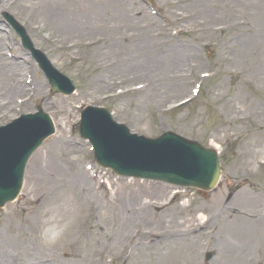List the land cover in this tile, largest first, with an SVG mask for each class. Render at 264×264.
<instances>
[{"label": "rangeland", "instance_id": "374dc122", "mask_svg": "<svg viewBox=\"0 0 264 264\" xmlns=\"http://www.w3.org/2000/svg\"><path fill=\"white\" fill-rule=\"evenodd\" d=\"M21 1L26 6L30 3ZM74 1L82 7L76 21L90 22L91 25L68 27L66 32L42 20L32 25L28 10L6 6L8 3L0 0V33L3 34L0 49L19 59L23 73L20 76L24 75L22 84L27 89H13L14 92H9L12 83L5 75L9 70L6 63L11 65L14 59L10 61L8 56L4 60L0 58V124L8 122L19 113L33 111L39 100H42L44 111L52 116L55 124V133L32 156L16 201L0 209V237L2 233L3 241L7 242L6 250L12 253L16 251L28 263L51 257L53 262L47 264H87L86 257H89V263L108 264V256L98 255L101 234L114 230L120 233L131 226L129 222L123 226L126 221L137 219H131L130 213L121 210L123 202L116 192L117 186L124 185L127 192L136 190L140 195L145 192L147 185L162 188L165 196L170 193L165 185L116 178L94 163L87 143L74 130L78 107L92 105L107 107L115 120L126 124L134 132L155 136L171 130L205 145L215 146L221 152L218 184L209 191L186 190L176 197L175 205L172 206L176 209L182 206L186 208L191 218L190 225L199 223L197 216L200 211L208 218L204 227L214 233L215 242L209 243L204 235L199 238L194 250L196 264H205V252L214 251L218 255V248L224 247V224L235 216L258 218L255 209L259 212L260 207L264 206L261 201H252L246 208L238 204L240 212H233L232 207L237 205L235 201L250 189L248 186L242 187L226 204L223 202L228 186L249 179L251 182L259 181L260 184L256 183L254 187L258 189L264 182V165L260 164L264 161V0H239L237 7H230L233 0H217L221 8L214 9L217 18L209 23L232 25L227 33L210 31L206 36L196 38V34L189 32L190 28L180 26L178 34L170 36L171 39L166 43L163 39H157L163 45L157 51L154 50L156 55H165L167 43L168 49L172 45L175 49L187 51V56L181 58L176 69L171 65L161 66L147 61L145 58L150 56H136L134 42L124 41L123 35L138 28L123 20L122 13L125 11L118 6L109 0H102L101 4L94 0ZM60 6L64 7V3ZM161 8L165 10V7ZM3 12H8L21 23L34 46L72 80L76 86L74 94L62 96L49 93L47 80L2 19ZM130 16L134 17L133 12ZM56 18L61 20L58 13ZM238 20H245V24L236 27ZM96 22L105 25L102 28L93 26ZM154 28H150V35ZM97 35L103 37L97 46L92 48L85 44ZM229 43L236 45L229 48ZM239 43H242L241 48ZM193 53L197 59L193 58ZM189 62L194 69L188 73L187 78L179 76L185 73ZM101 74L105 77H99ZM202 74L208 76L202 78ZM198 81L204 83L200 95L179 105L191 98L194 83ZM98 82L101 86L96 88ZM136 85L142 87L136 88ZM56 137L59 144L68 150L65 160L58 159L65 163L69 172L79 174L82 166H91L88 173L83 175L85 179L80 188L68 190L62 180L42 175L37 170ZM30 188H33L31 194L28 192ZM26 192L29 196L25 195ZM41 193L47 196V200L51 197L40 211L43 219L62 217L67 220L63 236L54 244L41 241L39 225L35 227L21 221L27 212L29 198ZM110 198L114 199V205L109 203ZM163 198L160 196L158 200ZM145 200L152 198L141 197L135 200V208ZM181 200L186 202L181 203ZM93 211L96 213L95 222L100 228L98 234L90 226L89 214ZM19 217L21 220H18ZM117 218L121 221V231L120 227H115ZM238 219L235 217L232 220H236L235 225ZM218 228L222 236L217 235ZM258 231L257 225H254L252 235ZM254 244H257L256 240ZM248 245L252 247L250 242ZM217 255L208 264H224L221 258L217 260ZM245 262L243 260L239 264ZM4 264L15 263L8 259Z\"/></svg>", "mask_w": 264, "mask_h": 264}, {"label": "bare ground", "instance_id": "6f19581e", "mask_svg": "<svg viewBox=\"0 0 264 264\" xmlns=\"http://www.w3.org/2000/svg\"><path fill=\"white\" fill-rule=\"evenodd\" d=\"M8 4L6 6L22 8L28 10L29 22L32 25H36L39 20L44 23L54 24L56 28L68 32L72 27H86L90 26V22L78 23L76 20L78 13L82 10V7L75 4L74 0H26L30 2L29 5L22 3L18 0H3ZM102 3V0H94ZM113 5L118 6L125 12L122 13L123 20L131 25H135L138 29L134 32L139 38L133 39L134 48L137 52L136 56H150L151 58H145L147 61L155 63L161 66H170L176 69L180 64V58L187 56L186 50L175 49L172 45L169 46V51L165 55H156L154 50L157 51L163 44L152 37L149 34L150 27L157 24V20L144 12V9L138 5L135 0H109ZM150 4L157 5L158 7H165V12L161 15L162 19L166 20L171 28L176 26H187L191 28V31L195 33L196 38L206 36L208 32L218 29L221 34L227 33L230 29L224 28L222 23L211 25L209 22L213 21L215 17V10L220 9L221 6L217 0H148ZM239 0H233L230 7H237L236 4ZM61 3H64V7H61ZM12 4V5H9ZM167 7V8H166ZM238 7L240 5L238 4ZM133 12V18L130 13ZM59 15L61 20H58L56 15ZM121 13V12H120ZM129 15V17H128ZM87 20V19H85ZM36 23H34V22ZM57 22V23H56ZM104 23L96 22L93 26L99 28L104 27ZM69 27V28H68ZM217 27V28H216ZM170 29H161L158 35H168ZM149 36L152 38L150 40ZM93 41L89 42V45L93 48L97 46L102 37L97 35L93 37ZM126 38H129L127 36ZM228 38H223L227 40ZM2 36L0 35V42ZM239 42V41H237ZM227 45V44H226ZM236 44L229 43L227 47L232 48ZM240 48L242 43H239ZM152 55V56H151ZM2 53L0 52V58ZM228 59V57L226 56ZM18 63L17 66L10 68L5 72L8 81L13 83V88L20 89L21 84L19 82L20 76L14 77L19 73ZM99 76V75H98ZM19 77V78H18ZM99 77H105L101 74ZM100 79V78H98ZM101 83H96L95 87L98 88ZM59 140L62 141L60 137ZM68 150L63 148L57 141V137L52 142L51 150L42 159L41 165L38 167L40 174L48 175L50 177H56L63 181L65 188L73 190L76 187L82 185L85 177L79 173H71L67 170L65 163L60 162L58 158L65 160ZM46 158V160H44ZM59 161V162H58ZM34 188V187H33ZM33 188L29 189V194L33 192ZM117 194L121 197L123 206L121 210L125 213H130L131 219L137 218L133 222L126 221L131 224L130 227L123 229L121 226L120 218H117L116 226L120 227L114 232H105L101 234L100 245L103 252H107L109 257L117 258L119 264H196V258H194V250L198 245L199 238L206 235L210 239V243L215 242L214 233L206 231L202 226L190 225L191 218L184 206L176 209L172 208L174 205H170L167 201L164 190L160 187H150L147 185L145 192L140 195L138 191L127 192L124 185L119 184L117 186ZM29 194L26 192V196ZM54 195V193H53ZM164 197L163 207H167L161 213L155 215L152 212V208L158 205L159 197ZM152 198V200H145L137 208L136 203L133 202L139 198ZM51 198V197H50ZM49 198V199H50ZM48 199V200H49ZM47 196L37 194L36 196L29 198V206L24 217H19L25 224H32L35 227L42 226L43 214L40 213L44 205L47 203ZM111 205H114V199L111 198ZM162 207V208H163ZM153 213V214H152ZM35 219V220H34ZM190 219V220H189ZM201 222L204 221V215H199ZM96 213L93 211L89 214L90 226L94 227L95 233H100V228L97 226ZM237 225L232 223L224 224L223 228L225 234L218 229L217 235L222 236L224 241L223 249L219 250L218 258L224 262V264H239L243 260L249 259L254 249L249 247L248 242L252 238V220L246 217H241L237 221ZM259 225H264V220H258ZM38 226V227H39ZM19 230V225L16 226ZM39 228V229H40ZM208 233V234H207ZM222 233V234H221ZM226 237V238H225ZM7 242L3 241L2 233L0 237V264H4L8 259H11L15 264H47L53 262V258L48 257L45 259H38L34 262H26L25 258L15 252H8L6 250ZM264 250V249H263ZM222 262V263H223ZM248 264H252L251 261Z\"/></svg>", "mask_w": 264, "mask_h": 264}, {"label": "water", "instance_id": "95a60500", "mask_svg": "<svg viewBox=\"0 0 264 264\" xmlns=\"http://www.w3.org/2000/svg\"><path fill=\"white\" fill-rule=\"evenodd\" d=\"M24 41H25L26 46H30V43L25 38H24ZM26 139L27 137H24V136L16 137L0 148V197H1V200L10 198L13 195L12 193L4 192L6 185L4 188H3V185L8 177L4 174H7L9 171H12L14 173L12 182L17 183L19 181V177L21 176L22 167L28 155V152L22 149V145L25 143ZM155 145L156 144L151 143L150 153H152L153 151L152 148H155ZM191 146H192V149L195 150L194 145H191ZM19 152L20 154H17ZM123 161H126V159L123 158ZM158 166H159V162H154L151 164V167L153 168H157ZM207 166L209 168H212L211 171L213 172V175L211 176V179L206 178L203 180L202 178H199L197 180L198 183H196L205 188H207L209 185H213L219 174L216 162L215 163L208 162ZM144 170L147 171L149 169L145 167ZM170 174L173 175L172 179L181 177V176L179 177V174L174 172L173 170H170ZM162 177H165V176H162Z\"/></svg>", "mask_w": 264, "mask_h": 264}, {"label": "clouds", "instance_id": "9594fccd", "mask_svg": "<svg viewBox=\"0 0 264 264\" xmlns=\"http://www.w3.org/2000/svg\"><path fill=\"white\" fill-rule=\"evenodd\" d=\"M67 228V220L57 217H46L42 221L39 237L45 244H54L59 240Z\"/></svg>", "mask_w": 264, "mask_h": 264}]
</instances>
